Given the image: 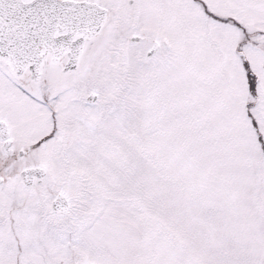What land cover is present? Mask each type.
I'll return each mask as SVG.
<instances>
[{
    "label": "snow or ice",
    "instance_id": "obj_1",
    "mask_svg": "<svg viewBox=\"0 0 264 264\" xmlns=\"http://www.w3.org/2000/svg\"><path fill=\"white\" fill-rule=\"evenodd\" d=\"M0 264H264V0H0Z\"/></svg>",
    "mask_w": 264,
    "mask_h": 264
}]
</instances>
